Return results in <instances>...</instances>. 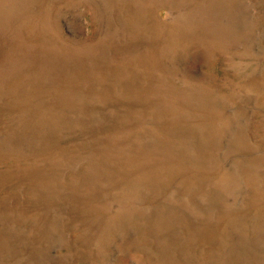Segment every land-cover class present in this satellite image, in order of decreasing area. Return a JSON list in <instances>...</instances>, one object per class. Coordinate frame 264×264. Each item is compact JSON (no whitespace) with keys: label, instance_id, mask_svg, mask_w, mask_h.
I'll return each instance as SVG.
<instances>
[{"label":"rangeland","instance_id":"rangeland-1","mask_svg":"<svg viewBox=\"0 0 264 264\" xmlns=\"http://www.w3.org/2000/svg\"><path fill=\"white\" fill-rule=\"evenodd\" d=\"M0 264H264V0H0Z\"/></svg>","mask_w":264,"mask_h":264}]
</instances>
